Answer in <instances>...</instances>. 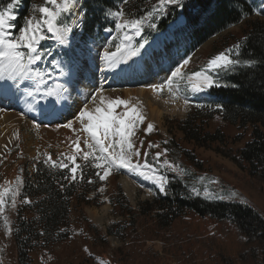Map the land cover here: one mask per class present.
I'll use <instances>...</instances> for the list:
<instances>
[{
    "label": "rangeland",
    "instance_id": "1",
    "mask_svg": "<svg viewBox=\"0 0 264 264\" xmlns=\"http://www.w3.org/2000/svg\"><path fill=\"white\" fill-rule=\"evenodd\" d=\"M250 1L256 6L254 17L208 40L189 54L188 57L183 50L185 40L180 32L184 24L182 19L170 26L165 34H159L154 40L145 44L146 47L159 37H164L167 47H164L163 59L168 52L170 53L173 50L177 52L167 67V75L162 74L158 78L153 77L149 82L158 81L159 84L164 82L167 76L171 75V72L179 67L185 59H190V62L181 71L183 79L176 78L174 80V84L178 88L179 99H173L167 88L163 92L154 91L153 86L157 84L150 83L139 86L140 79L129 86L130 90L133 91L131 94L133 98L126 95L125 91L127 89H124V87L121 89L114 87L111 91L110 87H105L102 90L107 92L102 93L100 91V93L106 102L118 99L127 101L129 108L136 107L145 117L144 122L135 130V136L133 137V141L141 153L140 157L133 158L135 161L142 164L146 158L153 166L159 165L161 172L165 173L172 170L164 167L163 162L173 163L176 166V170L173 172L181 177L182 181L190 188L193 196L208 201L241 203L264 215V199L261 198L258 191L247 186L249 178L246 171L241 170L231 159L224 157L222 154L211 149L200 148L194 143L188 142L183 134L176 129L177 123L185 119L194 106L209 102V99H206L208 88L202 92L192 90L188 79L192 76V73L196 70H203L208 61L220 53H227L232 50L233 58H235L240 42L249 30L250 22L255 20L264 21V15L262 14L264 12V0ZM83 2L84 0H79L77 10L73 11L71 18L65 20L67 24L73 26L74 36L73 33L69 34L72 38L70 48L61 46L55 38L42 42L46 54L43 62L33 67H38L41 72L46 73L44 82L37 83L35 80H26L20 82L18 86L8 82V85H6L7 94L0 98V118L10 112L17 115V121L15 120L13 122L14 126H12L11 141L0 148V191L6 188L15 189L17 178L24 181V163H31L32 166L39 161L47 165H52L53 161L57 164L61 162L70 164L64 158L73 154V141L77 136L81 138V148H84L83 140L86 138V134L79 131L81 126L77 116L85 106L94 110L96 105H93L91 97L99 90L93 91L97 87V84L93 82L87 83L86 87H81L78 92L75 91L80 102L76 113L72 117L60 119L57 116L58 104L60 100L65 101L71 96V93L64 91V86L65 84H71L74 78L76 79L75 75L81 56H83V59L88 57L94 52L95 48L99 52L101 51L100 57L104 55L105 50L114 52L116 45L123 40L124 31L128 30L117 31L115 28L96 43L90 41L88 44H81L75 31L81 26L84 18ZM44 4L45 0H30L26 6L20 3L15 8L17 20L14 22L16 25L14 31H18L23 26L25 18L39 15L33 9L44 6ZM152 6L155 8L154 13H160L156 11L160 7L159 0H155ZM4 7L1 6L0 9H4ZM21 9H25L23 15L19 14ZM78 11L79 16H77ZM65 15L67 16V14ZM77 21H80L79 26H75ZM149 22L146 21L148 24ZM129 35L133 36L129 47L139 44V36L134 31H129ZM113 37H116V39L113 40ZM178 42L181 44H179L180 49L176 48ZM172 46L175 48L169 50V47L172 48ZM144 49H141V52ZM178 55L180 56L178 57ZM163 59L158 57L155 64L161 65L162 62H168ZM57 61H59L60 67L55 66ZM61 68L64 74L61 73ZM215 73L213 72L212 75ZM57 84L63 86L57 97L44 95L46 91L53 89ZM138 89L153 94L152 96L168 105L167 110L162 112L160 118L152 117V108L148 105L146 97L139 94ZM185 98L188 101L187 105L185 104ZM100 99L101 97L98 101ZM98 104L99 102H97ZM170 107L177 108L178 114L169 113ZM126 110L121 105L116 109V113L120 114ZM72 121H75L73 124L75 131L61 126ZM148 124L154 126L151 133L146 131ZM252 129L253 127L250 125L241 128L239 125L225 122L220 114L215 115L205 125V130L210 134L221 132L225 135V143H215V145H218L216 147L234 149L235 151L242 149L247 142L252 140ZM169 141H173V143L169 144ZM151 145H159V147H150ZM184 151H188L190 156L185 154ZM158 153H164V155H160L159 163L156 161ZM48 156H51V161L48 160ZM77 163L81 166V169H95L96 172L98 171L92 166L91 160L83 161L78 156ZM31 169L29 168V171ZM79 173L80 169H78L77 175ZM160 174L165 176L163 173ZM167 180L169 184V179L167 178ZM99 181L101 185L98 189L88 195V198L92 200L89 205L77 204L76 201H73L70 219L71 237L64 242L48 246L39 244L31 253L32 264H92L95 262L97 264H140L141 258L136 252L138 246L139 248L142 247L144 251L152 248L161 257L166 256L163 253L164 244L158 238L165 234L167 229L160 231L154 213L148 210L158 194L157 192H160L158 186L155 183L143 180L142 175L126 169L114 170L107 180H100L99 178ZM126 185H129V187ZM22 188L23 183L19 185V195L15 198V206L11 203L10 193L5 197L4 211L0 213V264H18L13 230L17 221ZM197 191L200 193L199 195H196ZM5 217L8 221L7 225L5 224ZM184 217L191 220L197 219L194 214L181 216V218ZM181 218L173 223L172 233L178 237L185 251H193L197 255V260L188 264H200L207 257L206 251L199 246L196 240L187 242L190 234L181 223ZM122 227L129 228L124 234L127 241H122L117 236H109V228L122 233ZM220 230V224H217L213 234L218 233ZM97 233L108 241L106 246L101 244L102 240H100ZM124 245H126V249ZM121 247H123V251L118 250ZM127 253L132 255L133 258L126 257ZM167 257L170 258L171 256ZM170 263L176 264L173 260Z\"/></svg>",
    "mask_w": 264,
    "mask_h": 264
},
{
    "label": "trees",
    "instance_id": "2",
    "mask_svg": "<svg viewBox=\"0 0 264 264\" xmlns=\"http://www.w3.org/2000/svg\"><path fill=\"white\" fill-rule=\"evenodd\" d=\"M9 2L0 0V7H6ZM29 2L21 0L20 3L26 6ZM154 2L85 0L84 20L75 31L76 35L87 44L102 37L107 29L115 30L117 21L108 12L118 9L123 10L126 20H144L138 43L152 40L156 34L167 31L169 25L183 18L185 25L180 32L186 36V55H189L208 40L256 14V6L250 0H182L181 6L167 5L160 13H154ZM24 12L25 9H21L19 14ZM150 12L155 28L149 26L152 21L146 23ZM237 53L235 58L241 63L213 75L216 86L208 88L209 102L194 106L189 115L177 123L176 129L188 142L231 159L246 171L249 178L247 186L258 191L264 199V21L250 22ZM217 114L225 122L241 128L252 126V140L237 151L216 147L215 143H225V135L221 132L210 134L205 125ZM185 154L190 156L188 151ZM27 163L23 164V188L13 230L18 264H32L31 253L39 244L48 246L68 240L72 235L70 219L73 201L89 205L92 200L88 195L101 185L99 177L95 176V169L83 168L82 178L79 173L77 180L73 181L68 169L52 167L42 161L33 166ZM154 166L169 179L167 194L157 192L148 209L154 213L159 230L167 229L158 238L164 244L163 253L166 256L161 257L152 248L144 251L138 246L136 252L141 258L140 264H171V260L176 264H188L197 260V255L193 251H185L178 237L172 233L173 223L184 214L197 217L196 220L181 218V223L190 234L187 242L196 240L206 251L207 257L200 264H264V215L241 203L195 197L177 173L161 172L159 165ZM29 168H32L31 171ZM217 224H220L221 230L213 234ZM128 229L122 227L120 233L109 228L108 234L127 241L124 234ZM97 235L102 240L101 244L106 246L108 241ZM118 250L123 251V247ZM126 257L133 258L128 253Z\"/></svg>",
    "mask_w": 264,
    "mask_h": 264
},
{
    "label": "snow or ice",
    "instance_id": "3",
    "mask_svg": "<svg viewBox=\"0 0 264 264\" xmlns=\"http://www.w3.org/2000/svg\"><path fill=\"white\" fill-rule=\"evenodd\" d=\"M20 2L21 0H10L4 9H0V98L7 94L8 89L5 86L8 85V82L15 86L26 80H35L37 83L44 82L46 73L41 72L38 67H33L42 63L46 54L42 42L55 38L57 43L66 48H70L72 43L69 34L73 33V26L66 24L65 20L71 18L73 11L77 10L79 0H45L44 6L33 9L39 15L25 18L23 26L18 31H14L16 29L14 22L17 20L15 8ZM159 3L160 7L156 11L162 12L167 5L181 6L182 0H159ZM79 15L78 11L77 16ZM108 15L118 21L115 24L117 31L125 29L128 31H124L123 40L116 45L114 52L105 50V61L110 66H114L118 58H123L120 56L121 53H126L128 59L141 55V49H144L147 41L129 47L133 40V36L129 35V31H134L137 36L141 35L144 20H125L122 9L109 11ZM147 19L152 21L149 26L155 28L156 24L151 12L148 14ZM79 24L80 21H77L75 26H79ZM107 31L111 32L113 29H107ZM115 39L116 37H113V40ZM233 55L232 50L227 53H220L210 59L203 70L192 73V76L188 78L192 90L202 92L206 88L210 89L216 86L213 72L218 73L219 70L231 69L241 63L239 59L233 58ZM189 62L190 59H185L178 68L171 72L169 78H166L160 84L154 85L153 90L163 92L167 88L173 99H179L178 88L174 84V80L176 78L183 79L181 69ZM55 66L60 67L59 61L56 62ZM61 73L64 74L62 68ZM62 88V85L57 84L53 89L46 91L44 95L57 97ZM29 94L31 95V93ZM97 97H101L98 105ZM91 101L93 105H96L94 110L85 106L77 116L81 126L79 131L86 134V138L83 140L84 148H81V138L77 136L73 141V154L64 158L70 162L71 166L69 163L61 162L57 164L53 161L52 167L68 169L71 173V179L75 181L78 178V169H80V177L83 176L81 166L77 163L79 156L83 161L91 160L92 166L98 170L95 175L100 180H107L114 170L126 169L152 180L161 193L167 194L168 180L159 173V169L154 168L153 164H150L146 158L142 164L133 159L141 155L133 141V137L137 127L145 120L143 114L136 107L129 108L128 102L123 99L106 102L100 92L92 96ZM187 102L185 98L186 105ZM121 105L127 110L117 114L116 109ZM74 123L75 121H72L61 126L73 129ZM153 128L152 124H148L146 131L151 133ZM150 147H159V145H151ZM160 155H164V153L157 154V163H159ZM48 160L51 161V156H48ZM163 166L172 171L176 170V166L168 161H164ZM22 183L23 181L17 178L15 189L6 188L0 191V213L4 211L5 197L9 193L11 194V203L15 206V198L19 195V185ZM199 194L197 191L196 195ZM24 202L31 203V201ZM7 223L5 217V224L7 225Z\"/></svg>",
    "mask_w": 264,
    "mask_h": 264
},
{
    "label": "bare ground",
    "instance_id": "4",
    "mask_svg": "<svg viewBox=\"0 0 264 264\" xmlns=\"http://www.w3.org/2000/svg\"><path fill=\"white\" fill-rule=\"evenodd\" d=\"M179 44L180 42H178L176 48L180 49L181 44ZM164 47H167V42H165L164 37H159L156 41H153L150 45L146 46L145 49L141 52V55L139 56H135L131 59H128L126 53H121L120 56L123 58H118L117 63L114 66H110L105 61L104 55H101L100 57L101 51L99 52L96 48L94 49V52L88 57H84L83 59V56H81L80 64L75 75L76 79L74 78L71 84H65L64 86V91L71 93V96L65 101L60 100L58 104L59 110L57 112V116L60 119H64L66 117H72L76 113L77 107L80 102L79 97H77L75 94V91L78 92L81 87H86L87 83L95 82L97 84V87H95L93 91L95 92L96 89H98L99 92L101 91L102 93L107 92L106 90H102L105 87H110V91L114 87H116V89H121L124 87V89H127L125 91L126 95L131 98H133L131 96L133 91L130 90L129 86L135 84L136 80H141L138 83L139 86L150 83L159 84L158 81H149L153 77L158 78L162 74L167 75V67L169 66L170 61L175 57L174 54H177L176 50H173L170 53L168 52L166 57L163 59L162 53L164 51ZM173 48L175 47H169V50ZM179 56L180 55H178V57ZM158 57H161V59L167 60L168 62H162L161 65H156L155 61ZM182 70L183 69H181V71ZM169 77L170 75L167 76V78ZM88 91L90 92V89ZM96 93H94V95ZM139 94L146 97L148 105L152 108L153 118H160L162 112L164 110H167L168 105L160 99H157L156 97L152 96L153 94H149L143 89L139 91ZM99 98L100 97H97V102H99ZM170 108L171 109L169 110V113L178 114L177 108ZM15 120L17 121V115L13 112L7 113L0 118V148L2 145H7L9 141H11L13 135L12 126H14L13 122ZM142 177L143 180L145 179L146 182L154 183L152 180L147 179L145 176ZM126 186L129 187V185Z\"/></svg>",
    "mask_w": 264,
    "mask_h": 264
}]
</instances>
